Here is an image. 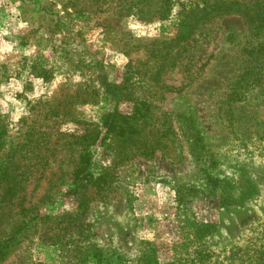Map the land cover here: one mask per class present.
Returning a JSON list of instances; mask_svg holds the SVG:
<instances>
[{"label": "rangeland", "instance_id": "1", "mask_svg": "<svg viewBox=\"0 0 264 264\" xmlns=\"http://www.w3.org/2000/svg\"><path fill=\"white\" fill-rule=\"evenodd\" d=\"M199 247L264 264V0H0V264Z\"/></svg>", "mask_w": 264, "mask_h": 264}, {"label": "trees", "instance_id": "2", "mask_svg": "<svg viewBox=\"0 0 264 264\" xmlns=\"http://www.w3.org/2000/svg\"><path fill=\"white\" fill-rule=\"evenodd\" d=\"M236 9H228L222 11V14H228L230 12L235 11ZM205 234V233H204ZM195 258L189 264H209V262H213V264H220L221 260L218 259L219 255L215 254L213 250H208L206 247L195 248L194 250Z\"/></svg>", "mask_w": 264, "mask_h": 264}, {"label": "clouds", "instance_id": "3", "mask_svg": "<svg viewBox=\"0 0 264 264\" xmlns=\"http://www.w3.org/2000/svg\"><path fill=\"white\" fill-rule=\"evenodd\" d=\"M8 50H11L10 48Z\"/></svg>", "mask_w": 264, "mask_h": 264}]
</instances>
